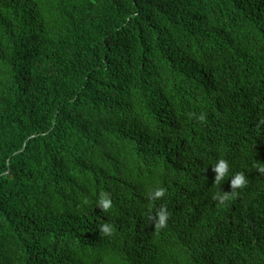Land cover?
I'll return each instance as SVG.
<instances>
[{"label":"trees","instance_id":"trees-1","mask_svg":"<svg viewBox=\"0 0 264 264\" xmlns=\"http://www.w3.org/2000/svg\"><path fill=\"white\" fill-rule=\"evenodd\" d=\"M257 165L264 0H0V264H264Z\"/></svg>","mask_w":264,"mask_h":264},{"label":"clouds","instance_id":"clouds-1","mask_svg":"<svg viewBox=\"0 0 264 264\" xmlns=\"http://www.w3.org/2000/svg\"><path fill=\"white\" fill-rule=\"evenodd\" d=\"M192 115L195 116V113H193ZM197 119L201 122H204L206 120V116L204 114H200ZM256 167L260 173H264V165H257ZM214 171L217 173L214 181V183L217 185H220L221 181L225 180V177L231 178L232 190L229 192L217 191L213 196V199L218 200L221 205H223L226 201L233 199L238 194L237 190L243 189L248 184V179L244 172H239L234 175L230 173L229 161L225 159H220L217 163L214 164ZM165 193L166 189H164L163 187L149 189L147 192V194L152 197V200H158L161 197H164ZM96 204H98L105 213H108L109 210H111L113 207V201L108 193H101ZM158 216L159 219L156 224V228L160 229L166 226L169 218V212L166 208L161 207L158 210ZM100 228L101 234L103 235H112L114 232L113 225L109 223L101 224Z\"/></svg>","mask_w":264,"mask_h":264}]
</instances>
